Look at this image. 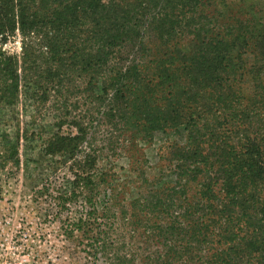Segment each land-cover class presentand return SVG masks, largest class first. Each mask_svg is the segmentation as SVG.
<instances>
[{"label": "trees", "instance_id": "16d2710c", "mask_svg": "<svg viewBox=\"0 0 264 264\" xmlns=\"http://www.w3.org/2000/svg\"><path fill=\"white\" fill-rule=\"evenodd\" d=\"M17 36L21 57L4 50ZM23 88L38 106L53 91L65 113L81 90L92 115L126 137L143 182L126 207L121 191L108 195L98 153L79 159L81 123L45 141L44 155L73 164L63 207L85 197L70 234L87 236L93 255L135 260L97 223L104 195L113 199L105 218L121 216L149 252L142 264H264V0H0V113ZM158 134L168 142L150 177L139 142ZM6 148L18 164L17 148Z\"/></svg>", "mask_w": 264, "mask_h": 264}, {"label": "rangeland", "instance_id": "374dc122", "mask_svg": "<svg viewBox=\"0 0 264 264\" xmlns=\"http://www.w3.org/2000/svg\"><path fill=\"white\" fill-rule=\"evenodd\" d=\"M4 50L9 55L21 57V37L13 38ZM24 90L15 106L2 108L0 113V264H119L113 251L107 255L101 252L93 255L92 242L79 230L74 236L70 234L73 225L86 214V199L78 194L76 200H68L63 207V200L70 196L73 164L61 156L44 155L43 150L49 137L55 134L74 136L79 127L72 122L81 123L87 133L79 159L91 150L98 153L97 170L110 176L105 185L109 188L108 195L121 191L118 205L126 207L139 197L138 188L143 185L127 154L126 137L103 122L100 116L92 115L81 90L68 94L67 113L53 91L48 96V104L38 106L29 94L23 93ZM61 116L64 119L59 126ZM167 142L163 134H158L151 144L139 142L146 159L143 167L150 177L162 169L163 163L157 154ZM6 147L17 148L18 164L11 159L5 161ZM103 196L99 198L97 223L102 229L107 225L108 241L116 245L113 250L121 249L123 256H134L133 264L148 261L149 252L143 253L145 246L140 242L131 243L132 232L123 228L121 216L116 220L110 214L112 221H107L111 218H105L103 211L110 207L113 199Z\"/></svg>", "mask_w": 264, "mask_h": 264}]
</instances>
